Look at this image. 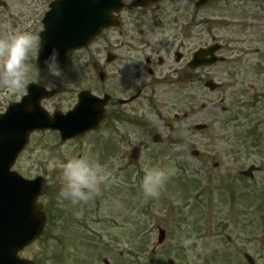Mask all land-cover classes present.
<instances>
[{"label": "rangeland", "instance_id": "obj_1", "mask_svg": "<svg viewBox=\"0 0 264 264\" xmlns=\"http://www.w3.org/2000/svg\"><path fill=\"white\" fill-rule=\"evenodd\" d=\"M50 1L36 0L40 20ZM209 19L218 26L213 34L226 38L229 30L224 23L232 20L222 10ZM207 21V18L198 19L195 30L203 45L213 42ZM39 28L43 29L41 25ZM159 39L166 41L169 37ZM151 41L154 50L161 45L157 38ZM254 47L262 50L261 56L252 54ZM96 49L93 45L91 51ZM192 49L184 52L191 55ZM250 49L252 53L240 65L229 60L221 67L203 70L204 82L199 86L190 85L189 89L187 107L194 109L178 128H172L173 133L165 128V122L177 127L174 115L181 117L187 110L181 104L178 106L180 84H171L176 79L170 69L178 68L173 64V54L164 53L169 59L167 66L160 69V75H170L169 82L146 89L144 97L149 98L152 91L154 98L152 108L146 100L140 101L147 126L145 131L129 132L131 145L141 141L147 148L140 174H136V170L129 175L124 168L102 167L107 180L102 183L99 195L86 203L72 206L57 200L62 183L59 169L50 171L47 161L55 158L63 162L87 155L100 165L118 164L121 145H117L114 152L113 148L107 154L104 150L108 143L121 144L119 136L103 133L64 147L48 135L31 141L14 169L27 179L44 174L48 178L50 191L40 200L49 216V224L46 234L22 252L21 257L36 264H104L103 258L110 264H124L126 259H136L139 264H168V259L175 264H247L245 254H248L254 257L255 264H264V32L251 40ZM72 54L66 63L68 69L71 70L72 62L79 65L80 70L86 68L85 51ZM30 57H36V52ZM33 68L31 66L29 82L41 84L47 90L63 89L60 98L43 102L49 112L72 107L76 102L73 90L87 88L98 95L101 93L99 82L95 79L90 83L87 78L93 77L87 74L80 77V70L71 75L77 73L80 80H84L74 83L72 86L76 89L69 90L70 85L65 87L59 81L57 85L47 83L45 73ZM233 73L238 75V91L246 98L247 106L240 102L235 104L237 111L222 114L224 106H232L234 95L230 94L233 90L229 86L233 84L230 82ZM211 79L223 84V89L215 93L206 90L204 83ZM4 90L0 86L1 109L14 96L1 93ZM133 91L136 92L131 90L127 94ZM244 91L248 94L242 93ZM202 103L207 104L208 109L201 110ZM235 112L240 116L239 122L226 126L224 121ZM203 123L208 124V130L196 131L195 125ZM155 134L161 135L165 144H155L152 141ZM257 136L260 137L258 142ZM177 145L180 151L175 150ZM194 150L199 156L193 159ZM153 153L159 157L158 161L152 159ZM249 165L262 168L255 173L254 181L243 179L239 174ZM146 166L175 168L158 198H146L140 188ZM159 228L167 231V239L153 253ZM185 239L193 243L186 247Z\"/></svg>", "mask_w": 264, "mask_h": 264}, {"label": "flooded vegetation", "instance_id": "obj_2", "mask_svg": "<svg viewBox=\"0 0 264 264\" xmlns=\"http://www.w3.org/2000/svg\"><path fill=\"white\" fill-rule=\"evenodd\" d=\"M15 1L17 3L12 4L11 0H0V37H4L13 31H28L39 36V26L42 20L38 17L36 0ZM140 1L143 6L131 8L134 0H122L125 4L123 9L119 13L113 14L115 22L119 26L103 30L91 46L84 49L86 51L84 55L88 59L84 60L86 68L80 70V77L84 76L83 74L90 75L93 78L87 79L92 83L96 79L95 72L99 69L104 71L105 80L101 85V89L102 97H109V102L106 106L107 115L106 119L95 132L85 134L82 138L74 139V141L64 143L63 145L64 147L67 144L81 141L85 137L102 135L103 133L105 135L112 134L119 136L122 142V154L120 158L118 157V164H101L102 167L109 166L115 170L119 168L127 169L131 148L129 132L134 130L137 132L145 131L144 129L147 126L140 101L146 100L147 103L149 102L148 107L152 108L153 103L151 102H153L154 98L152 91H150L149 98L144 97V92L147 88H152L158 83L169 82L170 75H160V69L167 66L166 63L169 59L164 53L168 55L173 54V64H176L178 68L170 69L176 79L172 80L171 84H180V90L177 93V97L180 98L178 106L181 104L187 110L181 117L179 114L174 115L177 127L172 126L169 122H165V128L171 129L178 128L183 120L188 119V116L194 109L187 107L190 85H201L204 82L205 76L202 72L206 68L192 69L189 64L195 52L201 48H208L210 45L219 46L218 55L222 56L225 60L213 67H221V65L227 64L229 60L231 63L234 62L240 65L252 53L250 49L251 40L256 38L258 33L261 35V31L264 32V0H206L204 5H200V0ZM221 10L226 17L232 20L230 23H224V26L229 30L226 38L213 34L218 26L209 19L214 18L215 14ZM202 18H207L208 20L207 24L211 33V40L213 41L210 45H203L199 34L195 31L198 28V19ZM183 20L186 22L184 23ZM166 36L169 39L163 40L164 42L159 39ZM152 38H157L161 42V45L156 50L152 48ZM166 43L167 45L165 46ZM93 45L97 47L95 51H91ZM191 48H193L191 55L184 52V50L188 51ZM252 54L261 56L262 50L259 47H254ZM61 62L66 66L64 61L61 60ZM28 63L34 67V71H38L35 68L36 60L34 58H28ZM68 67L66 66V74H68L66 76V83L70 85L69 90L76 89L72 85L78 82L81 83L84 79L81 81L77 73L71 75L73 71L68 69ZM39 72L42 71L39 70ZM237 78V73H233L232 78H230V82L233 83L229 86V89L233 90V93L230 91V94L234 95L231 99L232 106L229 108L224 106L221 110L222 114L237 111L235 107L238 105L235 104L240 102L247 106L246 98L238 91L239 83ZM219 86L216 92L223 89V84ZM27 87L22 92L14 94L7 104L18 102L26 94ZM131 90H136V92L133 91L127 94ZM62 92L63 89L58 87L55 98H60ZM1 93L10 94L6 89ZM72 94L75 95L76 101L72 107L66 108L65 111H63V107L62 109H54L53 111L68 112L73 109L78 102L79 92L73 90ZM72 94L70 95L72 96ZM127 100L128 102H126ZM223 102L224 99L221 104ZM206 109L202 108L203 111ZM4 110L6 108H0V112H4ZM156 112H158L157 109ZM247 119L251 120L250 116H247ZM239 120L240 116L235 112L224 123H235L239 122ZM203 125L208 124L203 123ZM46 135H50L54 139H61L60 134L55 131L42 132V134L35 133L32 134V137L42 138ZM139 146L146 151L144 145L140 144ZM144 150L143 152H145ZM258 168L262 169L259 166ZM131 170L132 168L127 169L129 175L132 172ZM242 171L244 170L239 171V173Z\"/></svg>", "mask_w": 264, "mask_h": 264}, {"label": "water", "instance_id": "obj_3", "mask_svg": "<svg viewBox=\"0 0 264 264\" xmlns=\"http://www.w3.org/2000/svg\"><path fill=\"white\" fill-rule=\"evenodd\" d=\"M50 6L43 21L45 31L40 36V67H44V59L54 48L59 50L60 56L80 50L102 29L114 26L111 12L121 9V0H57ZM214 55V48L199 51L193 67L214 64L218 61ZM210 56V60H206ZM99 76L102 79V73ZM207 87L212 90L215 84L209 82ZM28 93L19 104L11 105L5 114H0V264H34L18 254L43 235L47 222L43 205L38 203V198L48 191L41 190L46 179L27 180L11 169L29 143L31 133L57 130L64 142L95 130L105 117L106 100H99L87 92L80 96L81 102L72 112L52 116L40 102L51 98L55 92L32 84ZM196 128L203 130L205 126ZM153 141L160 142L161 139L156 136ZM132 156L133 162L139 160L138 151H133ZM253 171L251 168L244 175L253 177ZM165 236L166 231L159 229L158 245L165 242ZM246 260L254 264L253 257L246 255ZM169 264L173 261L169 260Z\"/></svg>", "mask_w": 264, "mask_h": 264}, {"label": "clouds", "instance_id": "obj_4", "mask_svg": "<svg viewBox=\"0 0 264 264\" xmlns=\"http://www.w3.org/2000/svg\"><path fill=\"white\" fill-rule=\"evenodd\" d=\"M40 43V37L28 31H13L6 36L0 37V86L11 94H17L25 90L29 83L31 65L28 57ZM71 58V57H69ZM72 71H79L80 66L72 62ZM47 83L57 85V81L68 87L66 83V66L61 62L59 50L54 48L44 59V67ZM180 151V146H174ZM48 169H59L61 187L57 193L60 203L68 202L72 206L86 203L94 196L99 195L102 183L107 177L98 162L89 159L87 155L71 157L63 162L55 158L47 161ZM175 172L174 167H145L140 188L146 198H158L161 190L165 187L171 175ZM47 189V183L41 184V190ZM191 239H185L183 244L191 245Z\"/></svg>", "mask_w": 264, "mask_h": 264}, {"label": "trees", "instance_id": "obj_5", "mask_svg": "<svg viewBox=\"0 0 264 264\" xmlns=\"http://www.w3.org/2000/svg\"><path fill=\"white\" fill-rule=\"evenodd\" d=\"M136 263V262H135Z\"/></svg>", "mask_w": 264, "mask_h": 264}]
</instances>
